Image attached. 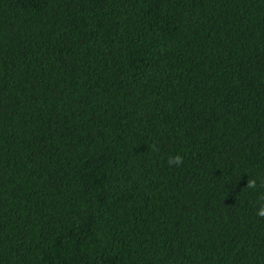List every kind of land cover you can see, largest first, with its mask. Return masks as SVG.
Here are the masks:
<instances>
[{
	"label": "trees",
	"instance_id": "trees-1",
	"mask_svg": "<svg viewBox=\"0 0 264 264\" xmlns=\"http://www.w3.org/2000/svg\"><path fill=\"white\" fill-rule=\"evenodd\" d=\"M262 196L264 0H0V264H264Z\"/></svg>",
	"mask_w": 264,
	"mask_h": 264
},
{
	"label": "clouds",
	"instance_id": "clouds-1",
	"mask_svg": "<svg viewBox=\"0 0 264 264\" xmlns=\"http://www.w3.org/2000/svg\"><path fill=\"white\" fill-rule=\"evenodd\" d=\"M183 163V158L179 154L177 155H172L168 158L167 164L169 166L175 165V166H180ZM257 181L254 179H249L247 182V187L248 188H254L256 186ZM264 199V196L261 197ZM258 216H264V206H261L258 211H257Z\"/></svg>",
	"mask_w": 264,
	"mask_h": 264
}]
</instances>
